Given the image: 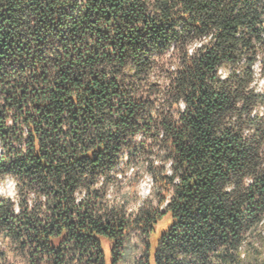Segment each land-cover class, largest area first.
Listing matches in <instances>:
<instances>
[{"label":"trees","instance_id":"16d2710c","mask_svg":"<svg viewBox=\"0 0 264 264\" xmlns=\"http://www.w3.org/2000/svg\"><path fill=\"white\" fill-rule=\"evenodd\" d=\"M8 181L0 264H264V0H0Z\"/></svg>","mask_w":264,"mask_h":264},{"label":"rangeland","instance_id":"374dc122","mask_svg":"<svg viewBox=\"0 0 264 264\" xmlns=\"http://www.w3.org/2000/svg\"><path fill=\"white\" fill-rule=\"evenodd\" d=\"M155 165L156 166L160 165V161L158 159H155ZM142 166H143L142 164L136 165V171H135L137 172L136 175H133L134 173L132 174L131 172L128 174V177L130 179L133 178L132 182H130L131 180L128 179L127 185H124V187H122L118 192L115 191V193L118 196L127 195V197L130 200L129 206L132 211H135L137 208H139V206H141L145 200L151 198L149 194L152 191V183L149 179V175H148L149 173L147 172L145 168L147 164L146 163L144 164V168H142ZM137 168H140V169H137ZM0 193L3 195L6 194L8 196L14 197L15 191H14L13 183L11 181L6 182L3 185V187L0 188ZM154 195H155V191H154ZM154 204H156V202H154ZM167 220L168 218L164 219L162 223L160 224V226L157 225L155 227V232L152 234L151 239H150L153 250L156 244V240L158 239V237L160 236L164 228L168 226ZM98 239L100 241V247L103 253L105 264H111L112 262L111 250H112L114 243L104 237H98Z\"/></svg>","mask_w":264,"mask_h":264},{"label":"bare ground","instance_id":"6f19581e","mask_svg":"<svg viewBox=\"0 0 264 264\" xmlns=\"http://www.w3.org/2000/svg\"><path fill=\"white\" fill-rule=\"evenodd\" d=\"M150 191V190H149Z\"/></svg>","mask_w":264,"mask_h":264}]
</instances>
